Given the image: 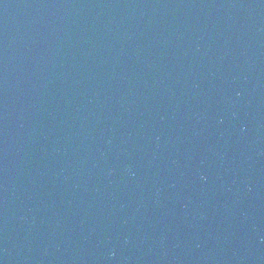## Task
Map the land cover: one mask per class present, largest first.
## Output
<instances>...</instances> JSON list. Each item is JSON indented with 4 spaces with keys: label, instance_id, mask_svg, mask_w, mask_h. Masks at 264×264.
I'll return each instance as SVG.
<instances>
[{
    "label": "water",
    "instance_id": "95a60500",
    "mask_svg": "<svg viewBox=\"0 0 264 264\" xmlns=\"http://www.w3.org/2000/svg\"><path fill=\"white\" fill-rule=\"evenodd\" d=\"M0 264H264V0H0Z\"/></svg>",
    "mask_w": 264,
    "mask_h": 264
}]
</instances>
